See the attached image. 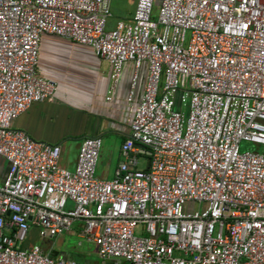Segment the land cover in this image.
Masks as SVG:
<instances>
[{
  "label": "built area",
  "instance_id": "1",
  "mask_svg": "<svg viewBox=\"0 0 264 264\" xmlns=\"http://www.w3.org/2000/svg\"><path fill=\"white\" fill-rule=\"evenodd\" d=\"M112 1L0 0V264H82L25 245L34 226L50 242L77 223L103 264H264V0H138L108 28ZM44 34L92 48L114 85L132 62L128 102L147 64L112 179L97 175L101 138L69 170L60 145L13 127L54 99Z\"/></svg>",
  "mask_w": 264,
  "mask_h": 264
},
{
  "label": "crops",
  "instance_id": "2",
  "mask_svg": "<svg viewBox=\"0 0 264 264\" xmlns=\"http://www.w3.org/2000/svg\"><path fill=\"white\" fill-rule=\"evenodd\" d=\"M114 25L108 24L109 28ZM37 72L57 83L54 99L32 105L13 122V127L37 141L60 145V164L69 170L76 167L82 141L87 137L101 138L99 160L105 154L109 157L97 174L100 178L112 179L124 160L121 149L130 136L131 117L144 91L147 64L139 69L134 97L128 102L136 73L132 62L123 66L114 85L111 66L99 59L92 48L60 36L44 34L40 42ZM8 169V161L0 156V183ZM78 229L76 226L73 231L40 244L51 255L56 252L55 257L70 256L73 259L74 254L64 236L78 238Z\"/></svg>",
  "mask_w": 264,
  "mask_h": 264
},
{
  "label": "rangeland",
  "instance_id": "3",
  "mask_svg": "<svg viewBox=\"0 0 264 264\" xmlns=\"http://www.w3.org/2000/svg\"><path fill=\"white\" fill-rule=\"evenodd\" d=\"M138 0H113L112 1V17L109 19L110 23H116L119 19L125 20L130 18V16L135 11ZM158 14L157 9H154V17L156 18ZM254 145L249 143H242V150H253ZM108 154H105L104 157L100 158L97 172L100 173V170L104 167V162L108 161ZM105 158V159H104ZM147 160L145 158H140V168H145ZM97 174V175H98ZM103 179V178H102ZM78 226V223L75 224L74 229ZM64 239L68 241V246L71 247V251L75 257L78 258L79 255L86 256L91 261L92 264H103V261L100 259L98 254V247L84 239L77 238L71 235H65ZM78 241H81L78 245ZM34 243H41L38 235V227L34 226L31 232L29 239L26 241L25 245H32ZM45 244V243H44Z\"/></svg>",
  "mask_w": 264,
  "mask_h": 264
},
{
  "label": "trees",
  "instance_id": "4",
  "mask_svg": "<svg viewBox=\"0 0 264 264\" xmlns=\"http://www.w3.org/2000/svg\"><path fill=\"white\" fill-rule=\"evenodd\" d=\"M109 28V26H108ZM76 255L73 256V259H75L76 261L82 263V264H86L87 262V257L86 256H83V255H79L78 258L75 257Z\"/></svg>",
  "mask_w": 264,
  "mask_h": 264
},
{
  "label": "water",
  "instance_id": "5",
  "mask_svg": "<svg viewBox=\"0 0 264 264\" xmlns=\"http://www.w3.org/2000/svg\"><path fill=\"white\" fill-rule=\"evenodd\" d=\"M52 255H53V256H57V253H56V252H53ZM62 258L66 260V259H71L72 257H70V256H68V257L63 256Z\"/></svg>",
  "mask_w": 264,
  "mask_h": 264
}]
</instances>
